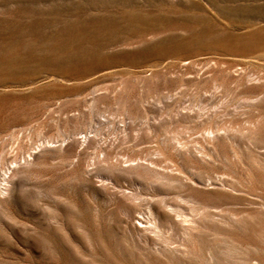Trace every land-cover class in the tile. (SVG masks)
Masks as SVG:
<instances>
[{"label": "rangeland", "instance_id": "rangeland-1", "mask_svg": "<svg viewBox=\"0 0 264 264\" xmlns=\"http://www.w3.org/2000/svg\"><path fill=\"white\" fill-rule=\"evenodd\" d=\"M23 8L53 25L0 63V264H264V0L27 1L0 21ZM75 18L117 27L85 34L89 61H48Z\"/></svg>", "mask_w": 264, "mask_h": 264}, {"label": "bare ground", "instance_id": "bare-ground-1", "mask_svg": "<svg viewBox=\"0 0 264 264\" xmlns=\"http://www.w3.org/2000/svg\"><path fill=\"white\" fill-rule=\"evenodd\" d=\"M27 1H35V2H39V3H45V2H48L49 0H0V14L10 15L12 13V11L6 12L5 10H3V11L1 10V8L3 6H5L6 3L11 5V6H14L16 4L25 3ZM133 11L124 12V16H123L124 20L122 21V25L124 27H128V28L137 27L140 25L141 21H144V19H145L144 17L147 16V15L146 16L140 15V14L133 12ZM13 12H14V14H16L18 16V18H21L22 20H25V21L24 22H15V23L9 22V21H7V22L0 21V48L1 47L3 48L4 46H6V47L12 46V47L16 48V52L19 50L17 48H20L21 52H19V53H16V52L10 53L9 52V54H7V55H4L3 54L4 52L0 53V63L5 62V61H9L11 65L10 66L7 65V66L8 67L12 66L15 69V66L19 62L21 64H26V63L31 62V59H32L31 58L32 55L30 56L29 53L27 52V48L29 46L28 45L29 41L27 40L28 41L27 42L25 38L23 39L21 36H19L20 33L25 31L29 37H33L34 35L36 37H38L40 35L39 34L40 29L47 27V26H50V25L52 26L53 24H49L47 21L44 22V21L34 19V11L30 10L28 8L17 9L16 11H13ZM112 13H114V12H112ZM109 14H110V12H109ZM112 18H113V16H112ZM80 20H82V19L78 18V20H77L75 18L74 21H72L70 23L65 22L64 24H62L60 26V28L57 32V35L60 37H67V35L69 33H75V32L79 33V34L81 33L83 36V37H81V40L80 41L79 40L78 41H72V44L69 47L66 45H65L66 47H63V45H62L61 49H63V50L60 52L61 54L59 53V55H56V56L55 55H49V57H47L48 59L46 58L48 61L49 60L50 61L56 60V62H58V63L59 62H62V63L65 62V63H69V64H75V63H79V62L87 61V60L89 61L93 58V54L95 51H94V49H92V47L88 46L89 39L86 36L87 32H89V31L90 32H96L100 29L111 30V29H114L117 27V25L114 24V22L112 20H109L106 22L104 21V19H102V21L101 20H95V21H90V22H84V21H80ZM39 38H40V36H39ZM27 39H28V37H27ZM1 42H3L2 45H1ZM111 45H113V43L105 44L106 47H109ZM57 46H53V47H57ZM100 46H104V45H98V47H100ZM49 50H50V48H49ZM39 55H41V54L39 53ZM39 61H37V62H39ZM51 63H53V62H51ZM20 68H22V67H20ZM19 70H21V69H19ZM209 257L211 258V261L217 260L214 258L213 254ZM213 261H212V263H214ZM215 263H217V262H215Z\"/></svg>", "mask_w": 264, "mask_h": 264}]
</instances>
